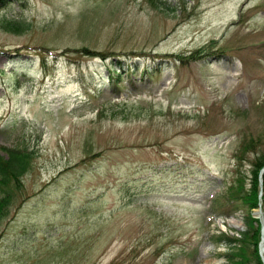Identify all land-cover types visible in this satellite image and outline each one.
Listing matches in <instances>:
<instances>
[{
    "label": "rangeland",
    "instance_id": "374dc122",
    "mask_svg": "<svg viewBox=\"0 0 264 264\" xmlns=\"http://www.w3.org/2000/svg\"><path fill=\"white\" fill-rule=\"evenodd\" d=\"M3 148L32 159L0 185V264H228L264 152V0H0Z\"/></svg>",
    "mask_w": 264,
    "mask_h": 264
},
{
    "label": "trees",
    "instance_id": "16d2710c",
    "mask_svg": "<svg viewBox=\"0 0 264 264\" xmlns=\"http://www.w3.org/2000/svg\"><path fill=\"white\" fill-rule=\"evenodd\" d=\"M96 55L99 56L100 54ZM118 78L122 80L123 75L120 74ZM1 150L4 155L0 154V185L5 187L11 184L12 181L19 182L20 179L28 172L30 169L32 154L29 153L28 150L20 148H3ZM263 169L264 152L258 155L257 160L253 164L250 189L247 192H244V185L242 184L239 186V191H243V195L240 200L246 205L249 212V229L241 235L243 239L241 240L237 237H231L225 234L218 237L219 240L217 244L225 245L229 248L230 252L225 254L228 264H248L250 260H254L255 264H263L259 254L262 224L260 220L253 215V212L259 208L262 209L264 215V173L262 174V187L260 181V174ZM236 193H238V191ZM261 193L262 195L260 197ZM7 203V196L0 198V218ZM237 245L240 246L237 248ZM234 249H243L244 252L243 254H238V252H235ZM249 250H252L251 253Z\"/></svg>",
    "mask_w": 264,
    "mask_h": 264
},
{
    "label": "bare ground",
    "instance_id": "6f19581e",
    "mask_svg": "<svg viewBox=\"0 0 264 264\" xmlns=\"http://www.w3.org/2000/svg\"><path fill=\"white\" fill-rule=\"evenodd\" d=\"M258 215H259V213H258ZM260 219H261V221L263 223V217L260 218ZM261 252L264 255V232H263V235H262Z\"/></svg>",
    "mask_w": 264,
    "mask_h": 264
},
{
    "label": "water",
    "instance_id": "95a60500",
    "mask_svg": "<svg viewBox=\"0 0 264 264\" xmlns=\"http://www.w3.org/2000/svg\"><path fill=\"white\" fill-rule=\"evenodd\" d=\"M264 172V170L262 171V173ZM259 213H261V212H259ZM262 261H263V264H264V257H262Z\"/></svg>",
    "mask_w": 264,
    "mask_h": 264
}]
</instances>
